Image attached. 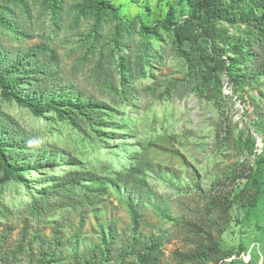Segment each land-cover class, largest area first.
Returning <instances> with one entry per match:
<instances>
[{
  "label": "rangeland",
  "instance_id": "374dc122",
  "mask_svg": "<svg viewBox=\"0 0 264 264\" xmlns=\"http://www.w3.org/2000/svg\"><path fill=\"white\" fill-rule=\"evenodd\" d=\"M88 1L0 0L1 69L25 71L23 86L62 85L110 107L107 138H101L88 124L77 126L54 111L35 115L5 99L0 87L1 132L30 139L48 155L38 169L26 166L18 175L0 166V230H9L11 248L25 235L20 257L27 263L53 239L51 220H38L30 210L41 178L53 184L68 168L105 176L142 164L169 216L147 200L139 232L161 238L159 264H178L177 252L195 247L198 239L191 223L216 217L206 208L212 184L237 164L259 163L257 208H232L220 241L228 256L220 264H264V74L235 81L220 59L213 96H200L201 75L178 49L180 32L168 17L195 35L198 58L234 56L229 39L242 28L207 21L187 0H95L102 9ZM105 186L94 202L77 188L75 205L51 218L58 219L64 241L58 264H90L106 258V248L111 259L136 260L125 255L134 234L128 193Z\"/></svg>",
  "mask_w": 264,
  "mask_h": 264
},
{
  "label": "trees",
  "instance_id": "16d2710c",
  "mask_svg": "<svg viewBox=\"0 0 264 264\" xmlns=\"http://www.w3.org/2000/svg\"><path fill=\"white\" fill-rule=\"evenodd\" d=\"M191 7L209 22L223 21L239 25L242 32L230 37V46L234 56L199 58L194 53L195 35L185 31L182 25L169 23L180 32L178 49L185 54L192 72L201 75L199 81V95L211 98L214 85H217L219 75V60L236 80L253 78L264 74V0H187ZM89 6L102 9L105 6L95 0H89ZM215 33H220L216 28ZM203 33L210 32L203 30ZM214 42V41H213ZM186 44L191 45L187 48ZM214 61V62H213ZM15 65L0 68V87L3 97L7 100L15 99L20 105L28 107L35 115L43 116L46 111H54L61 119L80 126L86 123L93 127L101 138H107L104 128L107 121L104 115L110 110L109 105L93 98H83L72 89L60 85L55 88L48 85L32 83L23 86L25 71L15 69ZM36 72V71H33ZM202 84V85H201ZM200 85L204 87V92ZM23 86V87H22ZM211 86V87H210ZM209 92V93H208ZM1 128V127H0ZM220 122L217 134L222 132ZM34 141L24 137L16 138L0 130V166L12 175H18L26 166L38 169L48 159L45 153L37 152ZM101 142H104L101 139ZM35 156V159L32 158ZM261 164L253 166L250 163H240L234 166L229 176L214 182L208 191L207 214L216 213V217H209L205 223H191L198 235L195 247L186 252H177L178 264H220L228 255L221 247V236L232 221L231 210L234 206H241L255 210L261 194ZM39 178V177H36ZM34 181L33 179H30ZM244 180V182H243ZM42 187L38 196H34L30 203V210L38 220H51L53 239L47 244L40 245L38 256L30 255L27 263L21 261V247L26 236L19 241L17 248L9 244V230H0V264H58L61 261L57 249L61 244L62 230L58 219H51L58 212L68 206L75 205L74 192L77 188H84L82 197L94 202L109 183L115 187H122L130 198L129 206L134 223V234L125 255L134 254L135 261L111 259L106 252L99 260L90 264H159L161 262V238L154 235H143L139 232L145 214L147 200L168 217V209L162 196L155 192L147 181L142 164L131 165L124 169H112L109 175L97 172L68 168L59 176L56 183L47 184L45 177L41 178ZM35 238H39L34 235ZM98 260V261H97Z\"/></svg>",
  "mask_w": 264,
  "mask_h": 264
}]
</instances>
